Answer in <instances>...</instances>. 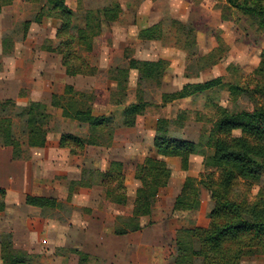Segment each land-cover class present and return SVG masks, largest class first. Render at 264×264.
<instances>
[{
	"label": "trees",
	"instance_id": "obj_1",
	"mask_svg": "<svg viewBox=\"0 0 264 264\" xmlns=\"http://www.w3.org/2000/svg\"><path fill=\"white\" fill-rule=\"evenodd\" d=\"M12 1L0 0V12L3 6ZM28 1L38 4L39 10L34 18L23 21L24 33L31 22L40 23L45 16L57 19L59 25L54 35L57 42L53 47L47 46L48 49L61 55V63L67 75L93 72L95 69L90 67L87 57L81 52L92 53L95 38L102 35L104 27L121 18L123 8L120 1L101 0L100 4L86 9L82 8L83 0H77L74 9L67 5L66 0ZM139 1L141 0H132V4ZM224 9H233L254 18L264 28V0H224ZM220 16L227 20L225 15ZM135 36L142 40H159L163 45L177 47L186 53V57L188 54L193 56L195 62L207 61L202 69L213 66L222 59L219 45L206 53L198 52L195 25L190 20L182 21L173 17L167 11L160 21L137 30ZM215 38L218 44V38ZM4 41L8 43L7 40ZM168 63L162 58L139 60L127 55L125 68L116 65L112 69L111 79L117 82V88L121 90L129 69L137 70L136 83L139 87L135 93L136 101L127 105L125 101H111L115 106L123 107L122 125L134 126L137 117L144 113L148 103L142 98L141 85L149 80L159 84ZM254 76L250 83L237 85L224 83L217 76L203 82L186 83L174 92L161 94L163 103L167 104L176 99L194 98L197 94L217 88L227 91L232 102H236L241 95L251 105L249 108L238 109L233 105L228 108L218 103L210 104L213 120L206 139L208 151L202 152V171L198 175L184 176L173 203V211H195L200 206V188H203L212 203L207 214L208 223L206 226L177 230L174 252L171 255L172 264H241L244 258L264 255V51L254 70ZM82 98H85L82 92L66 85L62 94H53L51 99V105L59 108L63 117L88 126L91 135L89 139L70 133L61 134L60 145L73 151L83 148L85 143H109L114 130L111 124L117 122L113 114L105 117L92 115L91 106ZM11 107L21 109L13 112V115L6 114ZM14 116L24 121L27 144L43 146L51 119L46 105L30 101L20 106L11 99L0 102V140L13 147L16 157L20 155L21 149L13 131ZM166 123L164 118L157 119L153 138L157 157H142L134 166V176L139 181V186L135 191L133 218L150 215L159 189L168 183L170 169L166 161L158 156L176 157L179 168L188 171L190 155L196 152L197 142L170 135ZM106 135L109 138L103 139ZM91 174L92 172L89 173ZM100 182L105 187L107 197L116 203L125 202L124 176L120 162L110 161L108 169L100 174ZM3 194L4 190L0 188V210L3 208ZM25 200L28 204L40 207H48L54 203V200L41 196L27 195ZM0 254L1 264H24L28 258L26 253L14 249L10 234L2 236ZM82 257L83 254H80V259ZM80 261L82 260H79V264Z\"/></svg>",
	"mask_w": 264,
	"mask_h": 264
},
{
	"label": "crops",
	"instance_id": "obj_2",
	"mask_svg": "<svg viewBox=\"0 0 264 264\" xmlns=\"http://www.w3.org/2000/svg\"><path fill=\"white\" fill-rule=\"evenodd\" d=\"M66 3L70 8H75V4ZM213 3L215 0H199L197 5L199 10L201 7L210 11ZM194 4L195 0H141L133 5L132 0H124L121 4L123 14L128 12L130 15L121 16L118 21H122L123 17L126 19L122 22L125 29L126 25L135 26L133 39L136 45L149 44L157 47L156 50H143L148 56L155 54L156 57L133 58L165 59L169 62L166 72L171 71L173 78L181 80L183 74L180 64L182 62L183 67L185 52L171 45H163L159 40L138 39L135 34L137 30L160 21L165 11L179 20H188L189 11L195 7ZM9 22V18H0V102L7 99L20 105H26L30 101L41 102L46 108H54L55 117L65 118L69 125H86L88 128L87 124L63 117L61 110L51 105L53 94L60 95L66 85L73 86L67 80L68 76L73 75L66 74L61 55L39 42L44 36L42 30L51 29L55 35L59 21L55 18H43L40 23L31 22L21 40L5 43L4 39L7 40L9 36L5 33ZM32 23L43 26L39 29L41 35L30 34ZM126 35L129 37V32ZM200 35L204 36L199 32L198 40ZM213 47L215 46L207 51ZM176 63L179 66H172ZM129 70V75H136L137 80V70ZM131 70L136 71V74ZM212 78L214 77L203 81ZM183 81L180 88L186 83L203 82ZM176 90L178 89L162 93ZM117 108L111 114L116 116L122 129L133 128L135 125H122L123 107ZM91 112L94 116L111 115L94 114L92 107ZM116 129L112 133L114 137ZM63 133L77 135L61 128H50L44 145L38 147L29 146L26 139L20 141L16 137L21 149L20 155L16 157L13 147L0 140V188L4 190L3 208L0 210V240L4 234H10L14 249L27 254L24 264H79V260H82L80 264H170L177 230L207 225L208 220L202 225L187 222L185 219L193 211H173V203L184 176L179 180L171 199L165 202L166 192L171 189L172 169L169 166L171 173L168 183L159 189L151 214L133 218L135 191L139 186V181L134 176V166L142 157H157L153 145L155 128L149 153L138 154L136 147L131 144H126V148L122 144H115L118 146L110 150L112 153L109 156L105 153L112 147L114 137L109 143H85L83 148L73 151L60 145ZM158 157L163 158L166 163L172 159L174 167L180 169L176 157ZM110 161L122 164L125 186L123 203H116L107 197L105 187L100 182V174L108 169ZM205 191L200 188V206L195 211L201 208L203 198L209 199ZM27 195L50 198L54 203L48 207L31 205L26 203ZM80 254H83L81 259Z\"/></svg>",
	"mask_w": 264,
	"mask_h": 264
},
{
	"label": "rangeland",
	"instance_id": "obj_3",
	"mask_svg": "<svg viewBox=\"0 0 264 264\" xmlns=\"http://www.w3.org/2000/svg\"><path fill=\"white\" fill-rule=\"evenodd\" d=\"M69 4L77 5V0H66ZM126 1V0H125ZM121 4L124 0H120ZM101 0H83L82 8L95 7L100 4ZM199 0H195V7L190 9L189 19L196 27L197 34L200 35L197 41V51L206 53L207 49L219 45L221 48L222 59L208 69H202L207 61L201 60L195 62L193 56L184 58L180 64V70L183 77L181 80L173 78V73L168 71L163 76L159 84L153 80H149L141 85L142 98L147 101V106L142 115H140L136 124L131 129L123 128L120 123L113 122L111 127L116 129L114 137V147H110L109 151L105 153L109 156L118 145L122 144L126 148V144H131L136 147L138 154L149 153L152 136L157 119L164 118L167 123L169 134L172 136L184 137L194 142H197L196 152L190 155V168L188 171H182L174 167L172 159L167 161L168 166L172 169V180L170 182L171 189L167 191L165 202L173 196L179 180L187 174L198 175L202 171V152L208 151L206 147V139L212 126V109L211 105L220 104L225 107H236L238 109H245L251 107L250 102L241 96L237 98L236 102L229 100L228 92L224 89H212L204 93L197 94V96L176 99L170 103H163L161 99L162 92H169L179 89L183 80L190 82L203 81L205 79L220 76L224 83L229 84H247L255 78L254 70L258 66L260 56L264 51V28H261L256 19L243 15L235 10L224 9V0H215L210 11L205 8L199 10ZM39 10V5L29 2L28 0H13L11 4L2 7L0 18H9V28L5 31L8 36L7 41L13 43L14 40H21L23 38L24 29L23 21L31 20ZM222 10V12H221ZM130 13V12H129ZM221 14L227 17V20L220 18ZM125 13L122 16H129ZM122 21L109 24L104 27L101 36L96 37L92 53L81 52L86 56L90 67L95 70L88 73H78L73 76H68L69 84H72L75 90L82 92L86 104L92 107L94 114L115 113L117 106L113 105L111 101L121 100L126 104L136 101L135 93L139 87L136 83V75H129L122 83V90L117 88L116 81L110 80L113 73L112 69L117 65L120 68H125L124 62L126 56H136L140 58H151L157 55L148 56L145 49L156 50L157 47L152 45H136L133 39L135 33V26H123ZM52 18V17H43ZM81 18V17H76ZM121 20V19H120ZM186 21V20H185ZM33 24V23H32ZM31 26V25H30ZM42 25L33 24L30 28V34L41 35L44 32L43 38L39 39L42 46L55 45L57 42L54 32L51 29L39 30ZM49 27V25H48ZM51 28V27H50ZM29 30V29H28ZM40 31V32H38ZM126 31L129 37L124 33ZM218 38V44L216 38ZM40 45V46H41ZM183 51V50H182ZM179 66L176 63L172 66ZM111 69V70H110ZM133 74L136 71L131 70ZM77 97V96H75ZM79 98V97H77ZM208 100H210L208 102ZM211 104V105H210ZM17 105H19L17 103ZM22 106V105H20ZM24 106V105H23ZM20 107L8 108L6 114L13 115V112H19ZM47 106L46 110L51 114V119L48 128L51 130L61 128L63 131L75 132L77 135L84 136L86 139L91 137L86 125H69L65 118L55 117V109ZM211 118V119H210ZM71 122V121H70ZM13 131L15 136L20 141L25 139V128L23 119L14 116ZM238 132V131H236ZM98 137V136H96ZM106 135L103 139H108ZM118 144V145H115ZM125 150V149H124ZM105 156V157H106ZM114 156V155H113ZM102 157L99 156V158ZM100 159V164H101ZM127 169V168H126ZM254 189L252 193H255ZM206 192V191H205ZM168 200V201H167ZM208 200V201H207ZM212 206L209 199L203 198V203L198 211H193L185 220L193 224H204L208 220V212ZM167 214H165L166 216ZM171 263V258L169 259ZM198 264V263H194ZM241 264H264V255H257L250 258H244Z\"/></svg>",
	"mask_w": 264,
	"mask_h": 264
}]
</instances>
